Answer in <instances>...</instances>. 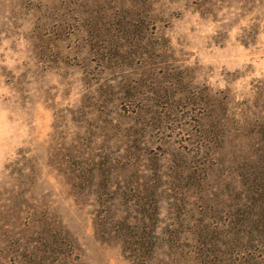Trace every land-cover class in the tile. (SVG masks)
Masks as SVG:
<instances>
[{"label":"rangeland","instance_id":"obj_1","mask_svg":"<svg viewBox=\"0 0 264 264\" xmlns=\"http://www.w3.org/2000/svg\"><path fill=\"white\" fill-rule=\"evenodd\" d=\"M0 264H264V0H0Z\"/></svg>","mask_w":264,"mask_h":264}]
</instances>
